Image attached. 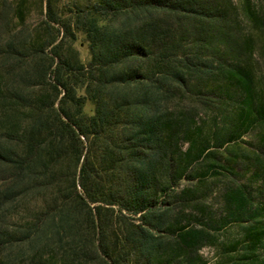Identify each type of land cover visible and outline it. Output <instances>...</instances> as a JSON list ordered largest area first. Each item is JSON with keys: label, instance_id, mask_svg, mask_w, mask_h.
Masks as SVG:
<instances>
[{"label": "trees", "instance_id": "1", "mask_svg": "<svg viewBox=\"0 0 264 264\" xmlns=\"http://www.w3.org/2000/svg\"><path fill=\"white\" fill-rule=\"evenodd\" d=\"M244 1L264 53V17ZM223 2L86 0L68 20L48 3L32 29L26 0H0V264H205L200 251L214 237L183 223L215 221L202 208L198 217L173 208L196 193L180 190L183 180L195 179L199 160L216 167L212 145L256 125L264 163V77L256 83L252 37ZM191 34L197 47L181 57ZM215 76L235 112L205 132L184 100ZM251 199L245 186L227 194L223 223L256 218L264 209L252 211ZM253 230L242 260L264 264L253 252L264 229Z\"/></svg>", "mask_w": 264, "mask_h": 264}, {"label": "rangeland", "instance_id": "2", "mask_svg": "<svg viewBox=\"0 0 264 264\" xmlns=\"http://www.w3.org/2000/svg\"><path fill=\"white\" fill-rule=\"evenodd\" d=\"M8 1L12 3L19 0ZM26 1V19L28 25L33 29L47 19L48 3L51 4L52 15L68 20L72 17L76 7L78 5L83 6L86 0ZM248 2L253 13H259L264 17V0H248ZM244 3V0H224L223 2L224 5L230 7V14L228 16L230 22L236 20L241 23V34L245 38L252 37V45L250 47L252 52L251 63L256 83H259L260 79L264 77V53L262 52V43L260 42L261 31L253 26L249 15L245 12L246 7H244ZM3 30L0 27V37H2ZM185 39L186 41L179 49V54L181 57H191L197 47L195 40H199V37L191 34L190 36H186ZM219 45L224 50V43L220 42ZM75 47L79 52L82 62L87 63L90 55L88 45L84 41L83 36H78ZM212 56V50H203L202 57L212 59ZM225 83V78L222 76H215L209 79L202 78L199 85L203 95H194V100L187 98L184 100L186 105L196 108V126L205 125V128H203L205 132H207V127L209 124L211 125L214 117H216L217 125L220 128L224 124H227V120H224L223 116L227 114L232 115L235 112V108L231 102L224 95L220 97L221 95L218 92V88H226ZM213 88L216 91L215 94L210 93ZM199 99H203L207 104H204L205 102ZM92 110L93 106L88 103L85 108L86 113L92 114ZM262 129V127L256 125L241 132L236 138L226 140L223 145H212L214 157L208 158L207 161L208 163L211 161L215 162L216 167L212 168L209 166V169H207L205 160H199L194 163L192 170L195 174V179L191 181L183 180L180 190L190 189L195 190L196 193L193 198L186 202L177 200L173 203V208L177 212L184 209L185 213L198 217V210L202 208L207 210L206 215L213 214L212 220L215 221V224L206 219L197 220V218H189L183 223L187 227L205 228L214 237V240L206 241L201 248L200 255L205 264L247 263L248 260H242V258H245L251 244V240L247 238L248 231H254L253 229L260 231L264 229V210L256 218L247 215H235L233 219L223 223V219H225L228 213L226 208L227 194L244 186L247 187V191L252 197L249 203L251 210H257L258 207L264 209V163L262 164L259 160H255L256 155L263 156L260 150L261 141L259 140V131ZM181 147L182 151H185L188 146L186 143H181ZM229 243L234 248L230 249L227 245ZM224 246L228 247L227 250H224ZM253 252L258 255L260 261L264 260V233L260 234V242L256 244ZM29 261L30 257L26 256L16 264H30Z\"/></svg>", "mask_w": 264, "mask_h": 264}]
</instances>
